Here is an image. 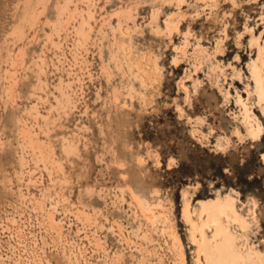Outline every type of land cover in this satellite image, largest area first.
<instances>
[{"label":"rangeland","instance_id":"374dc122","mask_svg":"<svg viewBox=\"0 0 264 264\" xmlns=\"http://www.w3.org/2000/svg\"><path fill=\"white\" fill-rule=\"evenodd\" d=\"M257 74L264 0H0V264L264 257Z\"/></svg>","mask_w":264,"mask_h":264},{"label":"bare ground","instance_id":"6f19581e","mask_svg":"<svg viewBox=\"0 0 264 264\" xmlns=\"http://www.w3.org/2000/svg\"><path fill=\"white\" fill-rule=\"evenodd\" d=\"M137 68L139 69L138 64ZM252 94L258 103L264 101V75L257 74L255 76ZM201 210L206 216L207 224L213 227L214 238H221V241L214 246V252L216 253L215 264H264L263 256H258L257 261L252 262L243 255L239 247V239L231 228V222L235 219L239 221L241 226H244L247 222L238 215L236 199L233 194L228 195L225 200L203 202ZM223 213L227 217L228 228L224 226L221 220ZM192 225L194 232L200 233V228L194 223ZM193 240L201 247V242L195 234H193Z\"/></svg>","mask_w":264,"mask_h":264}]
</instances>
